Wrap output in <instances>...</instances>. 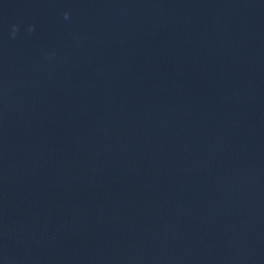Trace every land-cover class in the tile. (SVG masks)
Segmentation results:
<instances>
[{
  "label": "water",
  "instance_id": "water-1",
  "mask_svg": "<svg viewBox=\"0 0 264 264\" xmlns=\"http://www.w3.org/2000/svg\"><path fill=\"white\" fill-rule=\"evenodd\" d=\"M0 264H264V0H0Z\"/></svg>",
  "mask_w": 264,
  "mask_h": 264
},
{
  "label": "clouds",
  "instance_id": "clouds-1",
  "mask_svg": "<svg viewBox=\"0 0 264 264\" xmlns=\"http://www.w3.org/2000/svg\"><path fill=\"white\" fill-rule=\"evenodd\" d=\"M67 17H68V14L65 13V18H67ZM13 30L15 31V26H13Z\"/></svg>",
  "mask_w": 264,
  "mask_h": 264
}]
</instances>
